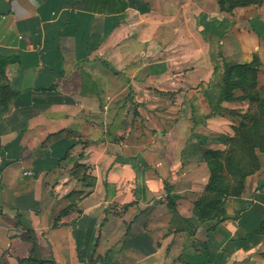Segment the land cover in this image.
<instances>
[{"label": "crops", "instance_id": "obj_1", "mask_svg": "<svg viewBox=\"0 0 264 264\" xmlns=\"http://www.w3.org/2000/svg\"><path fill=\"white\" fill-rule=\"evenodd\" d=\"M179 4L158 20L153 0H0V55L21 60L0 121V264H264L263 152L223 220L195 207L205 154L235 135L228 110L249 107L214 115L224 65L258 54L264 99V3Z\"/></svg>", "mask_w": 264, "mask_h": 264}, {"label": "trees", "instance_id": "obj_2", "mask_svg": "<svg viewBox=\"0 0 264 264\" xmlns=\"http://www.w3.org/2000/svg\"><path fill=\"white\" fill-rule=\"evenodd\" d=\"M216 1L220 11L228 14L238 8L261 6L264 2V0ZM20 62L19 57L0 55V121L2 116L10 111L11 105L17 98L8 72L11 66ZM261 67L259 55L254 54L253 61L249 64H225L223 73L219 79L217 78L222 93L214 115L224 112L221 107L224 102H248L249 107L244 112L228 110L230 115L238 119V125L234 128V137L230 138L226 149H210L205 154L210 178L203 196L195 203L204 223L223 220L227 198L240 196L246 177L259 169L257 150L264 153V99L258 93ZM212 115L213 112L206 117ZM193 116L195 118L196 111H193ZM75 169L84 171L82 177L84 181L91 180L86 175L88 167L77 164ZM77 195L79 194L74 192L71 197ZM169 205L170 209H174L172 204ZM63 213L67 214L68 211ZM31 236L29 240L34 245ZM40 263H44V261H40Z\"/></svg>", "mask_w": 264, "mask_h": 264}, {"label": "rangeland", "instance_id": "obj_3", "mask_svg": "<svg viewBox=\"0 0 264 264\" xmlns=\"http://www.w3.org/2000/svg\"><path fill=\"white\" fill-rule=\"evenodd\" d=\"M154 1V8H156L157 10H155L156 12H155V14H152V16H151V19H158V20H163L164 18H163V13H164V8H163V5H162V3H163V0H153ZM185 1H188V2H190L191 0H185ZM257 1V0H256ZM258 1H261V0H258ZM179 2H180V0H172V8H170V13H171V15H172V17L173 18H175L176 16H177V14L179 13V8L178 7H180V4H179ZM212 2H213V0H204V5H207V6H210L211 4H212ZM264 3V2H263ZM161 4V5H160ZM158 5L159 6H161V8L160 7H158ZM175 5V6H174ZM169 7H170V5H169ZM159 9H161V10H159ZM243 9V8H242ZM158 20H151L150 21V23L151 22H155V21H158ZM179 21L176 19L175 21H174V23H176V24H179L178 23ZM189 25H190V28H194L195 26H192V23L191 22H189L188 23ZM194 24V23H193ZM192 26V27H191ZM237 30L238 31H240L238 28H237ZM150 39L152 38V39H154V35L152 34V33H145ZM157 34L159 35H161L162 36V34H163V31H162V29H160V31H158L157 32ZM156 38L157 39H159V37L158 36H156ZM171 40L173 41L174 39H175V35L173 34V35H171ZM149 44V40L147 41V43H146V45H148ZM154 46V45H153ZM156 49H159L158 47L156 48ZM176 51V50H175ZM175 51H173L174 53H175ZM261 60V59H260ZM261 65H262V63H261ZM260 71L262 72L263 70H262V68H260ZM175 74V73H174ZM260 75H261V73H260ZM260 77V76H259ZM214 81H211V83H213ZM163 84V83H162ZM211 84H210V82H205V83H202L198 88H194L193 90H198V89H201V90H204L205 89V86H210ZM161 90H164V88H162ZM156 96L158 97H161L159 94H156ZM140 98H142L143 100H144V102H147V99H146V96H144V92L142 91V97H140ZM150 98V97H149ZM157 100V99H156ZM239 112L241 111H243L244 112V109L243 108H239V109H237ZM135 113H137V111H135ZM141 120V119H140ZM237 121H238V119H237ZM140 124H141V127H144V129L146 128L145 127V124H144V122L143 121H141V123H139V126H140ZM143 129V128H142ZM155 131L157 132V128L155 129ZM152 132H154L153 131V129H148V133L149 134H151ZM226 149V148H225Z\"/></svg>", "mask_w": 264, "mask_h": 264}]
</instances>
